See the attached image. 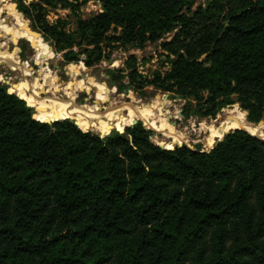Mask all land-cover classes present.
Returning <instances> with one entry per match:
<instances>
[{"label":"trees","instance_id":"trees-1","mask_svg":"<svg viewBox=\"0 0 264 264\" xmlns=\"http://www.w3.org/2000/svg\"><path fill=\"white\" fill-rule=\"evenodd\" d=\"M89 1L17 3L57 52L87 66L109 45L170 34L160 44L169 71L142 80L132 58L130 86L196 100L205 116L236 104L226 118L262 131L264 0H96L103 12L83 19ZM58 7L75 30L49 22ZM12 91L20 97L0 83V264H264V139L234 127L208 152L166 149L138 119L101 138L71 116L52 122L37 110V120L29 94ZM169 104L160 110L170 117ZM179 134L173 143L189 144Z\"/></svg>","mask_w":264,"mask_h":264},{"label":"rangeland","instance_id":"rangeland-1","mask_svg":"<svg viewBox=\"0 0 264 264\" xmlns=\"http://www.w3.org/2000/svg\"><path fill=\"white\" fill-rule=\"evenodd\" d=\"M17 1L0 0V47L2 49L7 48L10 53L9 55L0 51V83L7 86L11 92H13V88L19 87L23 92L28 93L29 96L25 98L32 100L30 102L35 107H32L35 115L38 110L52 122L58 118L71 116L76 119L71 120H74L81 129L82 127L89 129L84 131H92L100 135L101 138L106 137L105 134L108 131H110V135L123 133L128 127H124L125 123L138 119L133 126L139 122L143 123L152 132L151 141L166 149L180 145L173 143L175 139H182L179 131L189 133L190 139L188 145L177 142L193 150L208 151L224 134L233 131L228 130L234 127H242L250 134H258L257 137L264 139V136L259 134L260 132L247 130L244 126L239 125L235 121L236 119L226 118L228 113L225 110L234 108L236 104L217 112L214 117L205 116L203 115L205 112L203 105H200L196 100L183 99L173 93L157 89L152 84H148L143 90L138 91L130 86L126 75L128 73V61L132 58L136 59V67L142 76V80L150 81L154 79L156 73L164 74L169 71L168 56L163 52L160 44L164 40H170V34L165 35L164 39L159 42H148L144 46L118 43L109 45L105 48L101 62L87 66L85 63L86 56H82L79 61L69 62L65 58V52H57L54 45L47 41L39 31L40 36L25 31V26L22 24L28 23L32 26V22L24 17L19 10ZM206 1L199 0L197 5L206 3ZM48 10V20L51 24H54L58 19H65L69 23L67 30H75L76 19L69 9L58 7ZM101 12H103L102 4L92 0L81 6L80 16L83 19H89ZM14 24L21 28H14ZM5 30H8L7 34H5ZM26 32L30 35L29 39H26L25 34H22ZM115 63L116 65H114ZM16 69L18 70L16 71ZM125 89H128L127 93H123ZM125 99L127 102L142 100L153 105L170 102L169 109L173 115L170 117L163 115L160 106L157 109V114L168 118V124L171 123L170 126L175 129L176 135H167L158 127L159 131H157L150 122L145 121H151L150 118L146 117L131 118L121 123L119 120L123 118L124 114H127V110H121L120 114L114 115L115 119L106 122L104 127L99 130L98 127L102 125L99 116L118 112L123 107ZM111 105L113 110L109 108ZM237 105L241 110L240 105ZM128 113L132 114V110H128ZM239 114L241 115L240 112ZM255 126L261 128L264 133V125L255 124ZM177 127H179V131Z\"/></svg>","mask_w":264,"mask_h":264},{"label":"bare ground","instance_id":"bare-ground-1","mask_svg":"<svg viewBox=\"0 0 264 264\" xmlns=\"http://www.w3.org/2000/svg\"><path fill=\"white\" fill-rule=\"evenodd\" d=\"M2 12V11H1ZM17 23V22H16ZM19 24V23H18ZM23 26H26V24H22ZM14 28H21L17 25L14 24L13 26ZM25 30V29H24ZM26 31V30H25ZM18 32V31H17ZM21 33V32H20ZM22 34H25L26 36V39H29L30 35L26 33H22ZM5 58V57H4ZM24 65H27V63H24ZM116 65V63L114 64ZM15 68V67H14ZM18 69H16L17 71ZM11 92V91H9ZM11 93H14V92H11ZM19 96V95H18ZM124 99V98H123ZM117 103V102H116ZM29 105H31L29 102H28ZM120 104V103H119ZM116 105V104H115ZM32 107H34L33 105H31ZM159 103H157L156 105H153V104H147V102H143L142 100L138 101V102H127V100L125 99L124 100V104H123V107L119 109L118 112H113V113H110L108 115H101L99 116V119H101V123L102 125H100L98 128L99 130H101L105 125L106 122H110L112 121V119L114 117V115H118L121 113V110H127V114L123 116L122 119H120L119 121H127V120H130L131 118H142V117H146V118H150V119H154L156 124L159 125L164 131L165 133L168 135H176V131L173 127L170 126V124H168V118H165V117H162V116H159L157 114V109L159 108ZM35 108V107H34ZM111 110H113L114 108L112 107V105L109 107ZM128 110H132V114H129L128 113ZM234 111H238V110H234ZM125 113V111H124ZM229 113V112H228ZM167 117H169L168 115H166ZM63 118V117H62ZM62 118H58V119H62ZM121 118V117H120ZM41 120V119H40ZM42 121V120H41ZM170 122V121H169ZM113 123V122H112ZM135 124V123H134ZM232 126V125H231ZM237 129V128H236ZM231 130H235V129H231ZM230 130V131H231ZM260 135L264 136V133L263 131H261L259 133ZM213 142V141H212ZM183 144H186L183 142ZM188 145V144H187Z\"/></svg>","mask_w":264,"mask_h":264},{"label":"water","instance_id":"water-1","mask_svg":"<svg viewBox=\"0 0 264 264\" xmlns=\"http://www.w3.org/2000/svg\"><path fill=\"white\" fill-rule=\"evenodd\" d=\"M21 16H22V14H20ZM24 29L26 30V31H28L29 33H32L33 35H39L40 36V33L38 32V31H36V30H34L33 28H32V26H31V24H26V26L24 27ZM110 63H112V62H110ZM6 84H8L9 85V83L8 82H6ZM112 85H114V83H112ZM127 91H128V89H125L124 91H123V93H127ZM10 94H13V93H11V92H9ZM167 98V97H166ZM30 107H32L31 105H30ZM35 118H36V115H35ZM37 119V118H36ZM38 120V119H37ZM255 125V124H254ZM263 125H264V123H263ZM241 130H244V129H241ZM234 131V130H233ZM246 131V130H245ZM248 132V131H247ZM254 136H257V135H254ZM183 146V144H180L179 145V147H182ZM175 148V147H174ZM174 148H172V149H174ZM205 152H208V151H205Z\"/></svg>","mask_w":264,"mask_h":264}]
</instances>
